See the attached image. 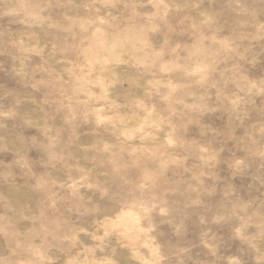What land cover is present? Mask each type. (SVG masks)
<instances>
[{
  "label": "rangeland",
  "instance_id": "374dc122",
  "mask_svg": "<svg viewBox=\"0 0 264 264\" xmlns=\"http://www.w3.org/2000/svg\"><path fill=\"white\" fill-rule=\"evenodd\" d=\"M0 264H264V0H0Z\"/></svg>",
  "mask_w": 264,
  "mask_h": 264
}]
</instances>
